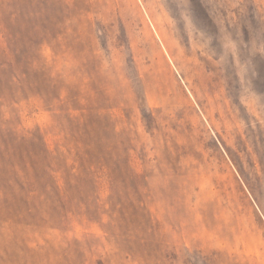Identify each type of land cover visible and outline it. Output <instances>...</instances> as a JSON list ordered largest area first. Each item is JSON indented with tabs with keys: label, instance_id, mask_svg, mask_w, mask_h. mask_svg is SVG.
I'll list each match as a JSON object with an SVG mask.
<instances>
[{
	"label": "rangeland",
	"instance_id": "374dc122",
	"mask_svg": "<svg viewBox=\"0 0 264 264\" xmlns=\"http://www.w3.org/2000/svg\"><path fill=\"white\" fill-rule=\"evenodd\" d=\"M0 264H264V0H0Z\"/></svg>",
	"mask_w": 264,
	"mask_h": 264
}]
</instances>
